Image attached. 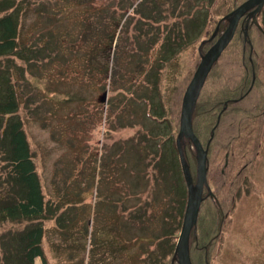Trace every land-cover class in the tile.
Segmentation results:
<instances>
[{
	"label": "rangeland",
	"instance_id": "374dc122",
	"mask_svg": "<svg viewBox=\"0 0 264 264\" xmlns=\"http://www.w3.org/2000/svg\"><path fill=\"white\" fill-rule=\"evenodd\" d=\"M27 1L25 22H22L19 32L20 42L23 47L33 51L36 45L34 39L39 34L44 44L42 49L50 50L48 37L59 38L61 28L67 24L61 23V0ZM225 5V0H136L117 29L118 37L108 59L103 120L93 130L95 119L92 123L83 119L78 96L71 103L61 106V90L84 89L83 95L90 98V87L83 86L82 89V81L77 77L53 85L58 98L47 100L41 93L36 95L41 98L43 107H48L49 113L46 115L33 110L31 104L27 106L30 113L24 115L27 109H24V104H19L18 111L23 116L26 137L33 151L32 162L39 179L42 205L46 207L55 188L51 180L55 167L62 183L68 184L61 203L77 206L87 220L88 234L92 231L93 237L97 221L106 222L104 216L112 212L117 199L122 198L124 202L127 192L134 199H129L128 206L139 201L162 212L163 208L168 210L171 205L177 207L179 200L184 204L186 186L173 143L177 133L176 116L183 90L196 66L197 43L208 35L211 14H219ZM56 10H60L59 13ZM2 15L0 13V19ZM263 18L264 14L259 22ZM2 59L4 57L0 56V69L9 73L5 75H10L11 82L18 79L17 73L10 68L12 64L8 60L11 58ZM237 63L222 60L218 64L221 75L219 90L222 91L223 80H236L239 72L241 77V68ZM52 64L58 63L53 61ZM260 65L262 79L259 85L264 86V62L261 61ZM27 70L36 73L33 66L29 65ZM1 80L6 79L0 78L3 84ZM229 84L234 87L233 82ZM258 88H254L246 102L258 100ZM28 89L30 91L32 87ZM205 89L209 95L215 87L207 84ZM96 92L97 89L93 96ZM3 94L4 90L0 89V103L5 100ZM159 101L169 111L163 109L162 113L155 114L154 110L160 108ZM8 115L9 111L0 113V191H7L8 199L16 202L20 201L17 194L26 191L18 177L17 182V175L13 179L8 146L2 138L9 126ZM203 125L200 120L197 126L199 130L204 128ZM149 128L151 133L147 131ZM257 136L260 139V134ZM238 147L236 143L234 151ZM256 168V187L264 189V149L256 161ZM65 169L70 173L73 171L66 178L61 176ZM31 199L37 201V194L34 193ZM254 202L253 194L240 199L223 228L222 243L215 246L219 258L211 264H264V217L256 212L252 205ZM165 220L169 221L170 218L166 217ZM24 223L28 224L30 230L36 225L48 229L52 221L48 213L43 214L42 211L39 224L34 221L29 224L16 218L0 226V239L12 240L9 245L0 241V249L7 254L10 253L8 248L13 246V253L9 254L13 261H17L19 255L16 250L18 245L14 241L29 231ZM163 225L160 221L157 227L162 228ZM48 239L58 240V237L48 230L43 233L39 244L48 245ZM47 252L52 258L51 247H47ZM34 264H39L37 259Z\"/></svg>",
	"mask_w": 264,
	"mask_h": 264
},
{
	"label": "trees",
	"instance_id": "16d2710c",
	"mask_svg": "<svg viewBox=\"0 0 264 264\" xmlns=\"http://www.w3.org/2000/svg\"><path fill=\"white\" fill-rule=\"evenodd\" d=\"M25 1L27 0H0V13L3 14L0 19V56L4 59L11 58L8 60L12 64L10 68H13L18 75V79L11 82L10 75H5L8 72L0 69V74L2 73L6 79L1 80L3 84L0 83L5 99L3 103H0V113L9 111L6 117V119L9 118V126H5L6 130L2 138L8 146L10 158L8 161L12 167L13 179H15L14 175H17L16 180L18 177L26 191V193L17 194L20 201L16 202L8 199L7 191H0V226L6 222L15 221L16 218L29 224L30 221L39 224L42 211L43 214L48 213L52 223L48 229L36 225L31 230L28 224L24 223V227L29 230L28 234L24 233L18 237L17 241H14L18 245V249L16 247L19 253L18 260H11L9 254L13 253L11 251L13 246H10L8 248L10 253L7 254L0 249V264H34L35 259L39 264H170L176 240L175 234L180 228L185 200L184 204L179 200L177 207L173 208L171 205L170 209L163 208L162 212L160 210L157 212L158 208L155 207V209L148 203L146 206L154 209L148 210L139 201L128 206L125 203L128 199L123 202L122 198L118 197L120 199L115 201L112 212L104 216L106 222L101 219L103 222L97 221L93 237L92 231L88 234L87 220L83 218L77 206L61 203L62 198L66 196L63 191L68 184L62 183L57 167L51 177L55 188L49 196L46 207L42 205L39 179L32 162L33 151L26 137L23 116L19 114L20 110L18 111V106L22 103L24 109H27L24 115L30 113L27 107L29 104L32 105L33 110L48 114V107L44 108L41 98H37L36 95L41 93L47 100L58 98L53 85L59 81L61 83L72 81L74 77H77L82 81V89L83 86L90 87V98L87 99L83 95L84 89L61 90L59 93L61 106L71 103L73 98L78 96L82 105L83 119L90 120L91 123L95 119L91 130L96 126L99 127L103 120V95L108 79V59L113 43L118 37L119 23L136 0H61V23H67L61 28V36L55 39L48 37L51 49L44 50L45 48L42 49L44 45L41 41L42 36L38 34L34 39L36 45L33 46V51L23 47L19 39L22 22H25L26 3H29ZM243 1L245 0H225L224 10L219 14H211V27L206 38L210 36L217 20ZM37 3L38 1L34 5ZM59 11L55 12L59 13ZM263 14L264 7L258 17V22ZM244 18L245 16L240 18L232 40L214 63L196 103L192 126L193 131L203 143L208 138L209 130L214 125L221 107L218 105L222 94L221 89L219 90L218 81L221 75L218 64L222 60H227L231 64L236 62L245 64L240 65L241 89L234 94L235 97L246 93L253 74L255 79L252 88L246 94V100L252 95L254 88L264 87L259 85V80L262 79L260 62H264V35L254 24L249 23L247 29L249 42L244 41ZM259 24L264 30V18ZM226 25L225 22L221 24L219 34ZM211 42L204 44L201 51L205 52ZM53 61L58 64H52ZM29 65L36 68V73L28 72ZM2 76L0 78H3ZM207 84L215 87L214 92L211 89L209 95L205 89ZM28 87H32V90L29 91ZM154 87L156 88L155 81ZM95 89L97 92L93 96ZM261 96L264 100V92ZM20 99L23 101L21 102ZM159 102L158 107L160 108L154 110L155 114L162 113L163 109L169 111L163 102ZM150 110L152 113L151 108ZM178 115L179 113L176 116V132ZM200 120L204 123V128L201 130L197 127ZM148 132L151 133V128ZM51 137L54 139L53 136ZM82 142L86 143L87 140ZM187 152L185 151L186 157L189 156ZM191 157L193 158L192 155ZM194 163L195 161H192L193 168ZM71 173L65 169L61 176L66 178ZM34 193L37 194V201L31 199ZM166 217L170 220H165ZM160 221L164 223L162 228L157 227ZM197 226L200 233L204 232L207 227L200 211ZM48 230H51L58 240L48 239L49 244L42 246L39 244L40 240L43 233ZM211 230L213 234L216 233L215 228ZM197 240L190 235L191 262L192 264H208L205 258L206 248L201 241L199 245H196ZM0 241L9 245L12 240L0 239ZM47 247H51L52 258L47 252Z\"/></svg>",
	"mask_w": 264,
	"mask_h": 264
},
{
	"label": "flooded vegetation",
	"instance_id": "af4514ba",
	"mask_svg": "<svg viewBox=\"0 0 264 264\" xmlns=\"http://www.w3.org/2000/svg\"><path fill=\"white\" fill-rule=\"evenodd\" d=\"M260 13L257 17H259ZM244 16L245 26L248 17L247 14ZM222 23H219L218 32L212 39L213 41H210L211 44L218 37ZM237 64L240 66L244 63ZM229 82H233L234 87ZM240 84V72L236 80H223L221 99L218 102V105H221L217 114L219 119L217 122L216 117V121L211 127L212 129L215 126L207 147L206 182L210 193L207 187L203 186V199L199 209L207 227L204 232L200 233L197 226L196 235H193V237L198 239L196 245H199L200 241L201 243L203 242L206 248L205 258H207L208 264L219 258L220 254L215 253V246L222 243L220 241L222 240L221 236L224 234L223 228L226 221L232 217L242 197H249L253 194L255 202L252 205L257 210L256 212L264 217L262 215L264 214V189L257 188L255 183L256 161L261 157L264 149V100L260 96L264 92V87L257 89L258 100L248 103L246 102V95L243 96L242 94L241 96L243 97L240 100H238L241 97L240 95L234 96L240 91ZM249 106L253 108L249 109ZM211 129L205 143L201 141L194 131L204 148H206L210 138ZM257 134H260V139ZM236 143L239 147L234 151ZM186 152L189 155L186 157V161H188L190 173L195 179L197 160L195 158V149L191 142L186 143ZM258 156L259 158L257 159ZM192 161H195L194 168ZM234 161L239 162L235 163ZM214 228L216 229L215 234L211 230Z\"/></svg>",
	"mask_w": 264,
	"mask_h": 264
},
{
	"label": "water",
	"instance_id": "95a60500",
	"mask_svg": "<svg viewBox=\"0 0 264 264\" xmlns=\"http://www.w3.org/2000/svg\"><path fill=\"white\" fill-rule=\"evenodd\" d=\"M263 5L264 0H245L232 11L221 17L210 37L207 39H203L198 46L200 59L184 89L181 98L179 110V125L175 137V146L177 150L178 161L186 186V203L170 264H192L189 252V241L190 234L194 236L196 235L197 217L200 204L203 199V186H206L208 192L210 193V189L207 186L206 182V153L215 126L211 129L210 138L206 144V148H204L197 136L194 134L192 128V117L198 96L213 64L218 60L223 50L227 47V45L233 38L238 22L242 16L247 14L248 17L243 31L244 41L249 42V40L247 39V29L249 22L254 24L264 34V31L257 21V15L260 13ZM220 22L227 23L225 29L210 45V47L202 53L200 51L201 47L216 36ZM253 82L254 75L252 76V81L248 90H250V88L252 87ZM106 95L107 93L105 91L103 95L104 101H106ZM242 97L243 96L239 97L238 100H240ZM218 119L219 115L217 117V122ZM187 142H191L195 149V158L197 161L194 180L189 170V164L185 158V146Z\"/></svg>",
	"mask_w": 264,
	"mask_h": 264
},
{
	"label": "crops",
	"instance_id": "0c3cea01",
	"mask_svg": "<svg viewBox=\"0 0 264 264\" xmlns=\"http://www.w3.org/2000/svg\"><path fill=\"white\" fill-rule=\"evenodd\" d=\"M123 186H124V184H123ZM126 194V193H125ZM125 196V195H124ZM125 198V197H124ZM131 197H130V195H128V201H129V199H130Z\"/></svg>",
	"mask_w": 264,
	"mask_h": 264
}]
</instances>
